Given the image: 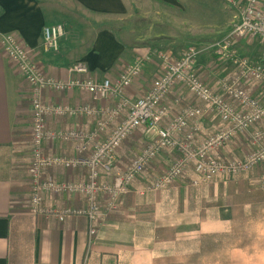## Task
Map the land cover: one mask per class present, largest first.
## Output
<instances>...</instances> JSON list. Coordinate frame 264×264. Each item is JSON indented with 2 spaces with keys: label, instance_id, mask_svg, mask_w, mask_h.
Listing matches in <instances>:
<instances>
[{
  "label": "crops",
  "instance_id": "crops-1",
  "mask_svg": "<svg viewBox=\"0 0 264 264\" xmlns=\"http://www.w3.org/2000/svg\"><path fill=\"white\" fill-rule=\"evenodd\" d=\"M136 1L138 0H0V37L5 33H15L19 41L30 49L43 73L57 79H66L67 67L80 61L86 65L92 78L114 80L122 64L146 56L148 60L144 66L149 64L154 67V80L161 63L158 53L169 50L157 49L158 43L154 45L145 38L139 44L142 41H139L138 36L141 37L142 33L134 38L126 32L120 35L116 30L102 28L96 32L90 43L82 39L85 23L81 20V11L123 20L139 10ZM152 1L166 6H175L180 2ZM144 2L149 3L148 0ZM140 9L145 11L144 8ZM54 23L64 25L65 35L61 38L57 52H45L42 47V28ZM237 42L239 51L247 59L251 58L260 63L264 61V43L248 38L239 39ZM235 47L237 49V44ZM201 50L199 49L196 59L198 76L216 91L218 88L211 79L215 77L214 68L222 61H216L212 67L210 62L202 64L198 59ZM139 77L125 90L126 96L135 99L147 91H138L135 94L134 85ZM25 84L27 83L17 67L0 48V264L264 262V162L249 173L219 180L218 186L208 184L207 189H193L187 181L177 192L179 199L175 220L156 219L155 212L159 208L157 205L142 202L125 204L120 203L119 198L117 209L109 211L103 221L96 223V234L91 240L85 217L68 216L59 220L51 212L66 207H85V199L77 194L48 192L42 198L43 212L34 214L29 206L30 192L24 182L28 170L26 158L21 151L23 145L18 124L26 93L22 91ZM249 84L246 82L245 87L251 95L264 101V84ZM46 95L48 100L56 103H96L78 90L62 93L44 91L45 100ZM95 105L99 106L97 103ZM89 118L91 117H51L47 119L46 126L50 131L75 128L86 131L94 123ZM245 139L237 136L230 140L225 156H246L251 148H248ZM43 144L46 152L64 156L76 155L70 141H45ZM121 148L122 146L118 151ZM118 156L119 159H124L125 153L121 151ZM86 173L85 167H79L60 168L53 170L51 174L60 182H73L82 180ZM138 184L137 177L131 184L129 193L121 198L126 195L146 197L153 193L147 189L149 183L144 186ZM140 189H144L143 194L139 193ZM102 210H106L105 204L102 205ZM254 222L261 228L259 233L253 232V227L249 230V224L252 226Z\"/></svg>",
  "mask_w": 264,
  "mask_h": 264
},
{
  "label": "built area",
  "instance_id": "built-area-1",
  "mask_svg": "<svg viewBox=\"0 0 264 264\" xmlns=\"http://www.w3.org/2000/svg\"><path fill=\"white\" fill-rule=\"evenodd\" d=\"M222 1L237 11L238 16V22L232 31L213 45L214 63L229 61L234 67L229 78H220L217 81L222 88V94L208 87L198 76L196 59L199 50L195 46L186 47L178 56L171 51L159 52L161 63L151 86L139 97L130 99L125 95V90L141 75L148 60L146 56L122 64L114 80L92 78L86 65L80 61L67 67L66 79H57L43 73L30 49L19 41L15 33L1 35L2 52L17 67L29 86L34 145L32 164L29 167V174L34 183L30 207L34 214L43 212V192L83 195L85 207H66L51 212L59 220L68 216L85 217L91 240L96 234V223L103 221L109 211L117 209L119 198L129 193L132 182L145 172L148 165L164 150L177 149L180 156L149 182L147 189L151 192L172 186L177 179L183 177L189 164L193 165L196 173L192 185H197L208 183L223 175H242L264 162V125L253 126L264 121V102L254 98L245 87V83L250 80L264 84V64L251 63L246 57L239 56L235 47L236 42L242 38L264 43V0H244L243 3L239 0ZM64 34L62 23L45 25L42 28L44 51L57 52ZM178 84L183 85L201 105H184L179 114L162 125L169 111L164 99ZM47 90L61 93L78 90L93 102L109 100L112 97H117V102L111 107L96 106L91 102L77 105L54 103L45 100L43 94ZM179 101L175 99L174 102ZM207 115L215 116L218 123H224V126L216 128L193 146V139L201 129L199 120ZM79 116L98 117L96 128L91 132L80 128L60 131L47 129L48 118ZM107 124H112V129L105 140L99 141L97 135ZM138 128H153L156 136L126 167H120L116 161L117 151L123 141ZM241 133H247L252 146L246 156L224 161L213 154L216 149ZM55 140L72 142L76 155L44 156L43 143ZM86 153L89 154L86 156ZM47 165L66 169L85 167L86 180L56 182L48 178L40 182L43 168ZM101 173L112 175L113 182L109 185L99 183ZM139 193L143 194L144 189H140ZM100 195H105L106 198L105 211L100 204Z\"/></svg>",
  "mask_w": 264,
  "mask_h": 264
},
{
  "label": "rangeland",
  "instance_id": "rangeland-1",
  "mask_svg": "<svg viewBox=\"0 0 264 264\" xmlns=\"http://www.w3.org/2000/svg\"><path fill=\"white\" fill-rule=\"evenodd\" d=\"M144 2V0H138V8L139 10L136 13H132L128 18L117 19L106 16H99L93 13L88 12H80L81 20L85 23L84 29L82 31V39L86 42L90 43L94 38L96 32L102 28H110L111 30H116L120 35H123V32H126L131 35V37L138 36V34L142 33L143 35L138 36L139 41L141 40L143 43L144 39L147 41H151L154 45L158 43L157 49L169 50L175 56H178L186 47L195 46L198 50L202 49L199 54V61L202 64H208L210 62V67L215 66L214 59L215 54L213 52V45L216 42L221 41L224 37H226L234 28L236 23L238 22L236 11L227 6L221 0H180V2L175 6H166L164 4H158L155 1ZM140 8H144L143 10ZM145 27V29H144ZM71 32V31H70ZM69 33V32H67ZM66 33V35H67ZM65 35V34H64ZM64 37V36H63ZM62 37V38H63ZM71 38V36L69 37ZM81 39V38H80ZM237 44L238 54L241 57H246V55L239 51V44ZM247 58V57H246ZM251 59V58H250ZM249 59V60H250ZM251 63H256L257 60L251 59ZM264 64V61H261ZM212 65V66H211ZM234 67L229 61L220 62L215 68L214 73L215 77H212L211 80L215 81V84L218 88L216 90L217 93L222 94V88L217 84L218 79L220 78H229L233 71ZM153 72L154 67L151 65H145L143 67L142 73L139 79L136 81L134 85L135 94L137 95L138 91L141 93L144 90H148L153 81ZM47 75V74H46ZM49 76V75H47ZM201 79V78H200ZM208 79V78H206ZM203 81V79H201ZM248 83L252 85L253 83H260L254 80H250ZM29 90V86L27 84L23 85L22 91L25 93V96L22 101L21 106V116L19 117V128L20 131V141L22 143L21 151L24 153L25 164L27 165L28 174L26 173L24 182L27 185V189H29V201L32 197V191L34 183L32 181V177L29 174V167L32 164V156L34 151V145L32 140V118H31V107L29 98L27 97V93ZM48 91V90H47ZM137 92V93H136ZM52 93V92H51ZM53 96V95H52ZM87 96V95H86ZM255 98V97H254ZM133 99V98H130ZM175 99H179L178 103H175ZM46 100L50 102H55L53 100H48L46 95ZM117 102V97H112L109 100H104L101 102H96L97 104L111 107L114 106ZM260 102H264L261 101ZM56 103V102H55ZM94 103V105L96 104ZM164 104L169 106V111L167 116L163 119L162 125H165L168 121L172 120L175 115L179 114L182 110V107L186 104L190 105H201L200 101L194 98L186 88L178 84L173 89H171L164 99ZM102 118L100 117V120ZM89 120L93 123L92 128L86 130L88 132L93 131L96 128V124L99 121L98 117H91ZM192 121H190L191 124ZM201 124L200 133L193 139V146H196L202 139L207 137L211 132H213L216 128H222L224 123H218L217 118L213 115H207L199 120ZM264 121L261 123L253 125L254 127L263 126ZM253 127V128H254ZM112 129V124H107L105 129L98 133L97 139L99 141H103L109 135V132ZM85 130V129H83ZM156 136L155 129H147V128H138L131 135H129L122 143V148L120 151H117L116 161L120 165V167H126L130 162L135 153L141 151V149L146 146L149 142H151ZM238 137H245L244 140L248 146V148H252L249 137L246 133H241L237 135ZM236 136V138H237ZM182 137V135H179ZM231 140H234L231 139ZM229 142H226L222 146H220L213 153L217 158H220L224 161L233 159L225 156L228 153L227 148H229ZM74 148V147H73ZM135 150V153L134 151ZM75 151V150H74ZM123 151L125 153L124 159H119V152ZM132 151V152H130ZM42 153L44 156H59L60 154H52V152H46L44 148V144L42 146ZM128 153V154H127ZM64 156V155H62ZM75 156V155H74ZM180 156V152L177 149H170L162 151L145 169V172L138 176V185H146L153 178L158 177L163 171H165L171 163ZM65 157H71L68 154ZM243 158V157H242ZM236 159V158H235ZM241 159V158H237ZM123 160V161H122ZM261 164L255 166L252 171L258 169ZM61 167H55L52 165H47L43 168L40 182H44L48 178L53 181H58L54 177H52L53 170H59ZM248 171L246 173L251 172ZM245 173V174H246ZM99 183L103 184H111L113 182L112 175H107L105 173H101ZM86 175L82 180L85 181ZM195 170L192 164H189L186 168V171L182 178H179L175 181V183L170 187H165L160 190L154 191L152 194L145 196L139 195H126L124 197H120V203H133V202H142L149 203L153 205H157V211L155 212L156 219L161 218H169L170 220L176 219V204L179 199L177 194L178 190L185 185L187 181H189L190 186L193 189L198 187L200 188H209L210 186H214L216 184L218 186V181H223L228 179V176H221L219 178H215L207 185H202L203 183L192 185L193 179L195 176ZM241 175V174H240ZM239 176V175H238ZM135 181V180H134ZM133 181V182H134ZM76 182V181H73ZM132 182V183H133ZM202 185V186H201ZM200 186V187H199ZM192 189V190H193ZM135 190V189H134ZM28 192V191H27ZM48 194V192L42 193L43 195ZM66 195H71L66 193ZM83 199L85 197L83 195H79ZM101 206L105 204L106 198L105 195H100L99 197ZM42 204V202H41ZM30 206V204H29ZM163 208H160V207ZM221 215V214H220ZM219 215V216H220ZM234 223V222H233ZM253 227V228H252ZM252 228L253 232L259 233L261 228L257 226L254 222L251 226L249 224V230ZM233 231V235H234ZM256 264H262V261H255ZM248 264H252L251 261H248Z\"/></svg>",
  "mask_w": 264,
  "mask_h": 264
},
{
  "label": "bare ground",
  "instance_id": "bare-ground-1",
  "mask_svg": "<svg viewBox=\"0 0 264 264\" xmlns=\"http://www.w3.org/2000/svg\"><path fill=\"white\" fill-rule=\"evenodd\" d=\"M264 263V262H263Z\"/></svg>",
  "mask_w": 264,
  "mask_h": 264
}]
</instances>
